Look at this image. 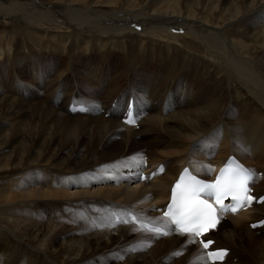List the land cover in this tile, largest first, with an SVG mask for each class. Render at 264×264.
I'll return each instance as SVG.
<instances>
[{
  "label": "bare ground",
  "instance_id": "obj_1",
  "mask_svg": "<svg viewBox=\"0 0 264 264\" xmlns=\"http://www.w3.org/2000/svg\"><path fill=\"white\" fill-rule=\"evenodd\" d=\"M56 1L21 6L36 11L23 24L43 48L24 59L32 81L17 77L18 36L3 44L10 34L0 32V264H210L193 237L156 235L130 214L169 227L159 209L184 169L207 177L204 167L230 156L254 171L264 195V0ZM161 31H187L205 56ZM92 46L81 59L110 57L107 74L106 65L74 70L78 51ZM76 74L89 78V95L66 83ZM131 103L136 127L124 122ZM80 106L85 114L73 112ZM160 164L162 175L140 182ZM263 218L264 203L220 223L208 238L231 250L221 264L264 262V231L252 228Z\"/></svg>",
  "mask_w": 264,
  "mask_h": 264
},
{
  "label": "rangeland",
  "instance_id": "obj_2",
  "mask_svg": "<svg viewBox=\"0 0 264 264\" xmlns=\"http://www.w3.org/2000/svg\"><path fill=\"white\" fill-rule=\"evenodd\" d=\"M1 2H0V6H3V7H1V9H0V32H3V31H6L5 33L6 34H10V35H8V39H7V41H5L3 44H9L10 42H13V41H11V39H12V34L13 33H15L18 37V39H19V41L21 42V45H20V49H19V51H18V55H17V65H19V66H17L18 67V69L19 70H17V77L19 78V79H21V80H23V81H27V80H30V81H32L33 79H34V73L31 71V69L28 67V66H26L25 64L26 63H28L27 61H25L24 59L25 58H29V56H36V57H39L40 56V54H42V50H43V48L40 46V45H38V44H36V43H34V42H32L33 41V39H32V35L35 37V34H34V31H32V30H30V29H28V28H25V26H24V24H23V21H25V18H27V17H23L22 15H25V14H31V16H33V15H35V13H36V11L32 8V7H28V8H24V7H21L22 6V3L24 2V1H26V0H0ZM33 1H35V2H38V4H41V3H43V4H41V5H43V6H49L48 4H54V5H58L57 3H58V1H56V0H33ZM30 2V1H29ZM48 2V3H47ZM50 2H52V3H50ZM96 1L95 0H89V3L90 4H93V3H95ZM13 4H15V5H13ZM7 7H6V6ZM12 5V6H11ZM21 7V10H20V7ZM8 7H10V8H8ZM12 7H14V8H12ZM122 8H125V5H122L121 6ZM18 8V9H17ZM22 8H24V9H22ZM98 10H102L104 7H102V6H100V5H98L97 7H96ZM9 9L11 10V12L9 11ZM126 9V8H125ZM13 10V11H12ZM15 10V11H14ZM107 10V9H106ZM2 11V12H1ZM4 11V12H3ZM27 11H30V12H27ZM12 12H15V13H17L16 15H14L13 14V17H11L10 18V15L9 14H12ZM3 13V14H2ZM8 13V14H7ZM214 13V16H212V15H209V19H210V21H212L213 23H216L217 22V17H218V12H213ZM6 14V15H5ZM7 16V17H6ZM9 16V17H8ZM6 17V18H5ZM216 17V18H215ZM7 18H9V19H7ZM17 18H19V19H17ZM4 19H6V20H4ZM14 19V20H13ZM213 19V20H212ZM19 20V21H18ZM20 24V25H19ZM210 24H212V23H210ZM58 25V26H57ZM24 26V27H23ZM51 26H52V30L54 31V32H58V31H66V29H67V26H65V25H59V24H55V23H53V24H51ZM61 26V27H60ZM221 26V25H220ZM223 26V25H222ZM66 27V28H65ZM3 30V31H2ZM56 30V31H55ZM58 30V31H57ZM111 30H113V28H111L110 29V31ZM70 31H68V33H69ZM173 32V33H172ZM168 31V32H163V31H161V32H158L157 33V35L159 36V37H163V38H167V39H169V40H171V41H173V42H175V43H177L178 42V40L180 41L179 43L180 44H182L183 46H185L188 50H190L191 52H193V53H195V54H198V55H200V56H202V57H204L205 56V52H204V48L203 47H201V43L200 42H198L199 40L197 39V38H195L193 35H191L190 33H188L187 31H186V33L187 34H185V32H180V34L181 35H179V36H176L175 34V32L174 31ZM27 35V36H24L25 34ZM228 33V32H227ZM166 34V35H165ZM31 36V37H28V36ZM91 37H92V35H91ZM173 38V39H172ZM178 39V40H177ZM198 41H197V40ZM176 40V41H175ZM155 41V40H154ZM156 42V41H155ZM155 42H153L152 44H155ZM2 43H0V45H3ZM194 47V49H193V47ZM189 47V48H188ZM89 49H93V46L92 47H83V48H81L79 51H78V53H77V56H76V59H75V61L77 62L76 63V65H75V67H74V70L76 71V72H78L79 74H81V73H83V74H87V72H92V71H97V72H99V71H101L102 70V68H103V66L104 65H106V68L107 69H105V73L107 74V72H108V66H111V63H110V57H105L104 58V60L102 61L101 60V58H97L96 60H94V61H91V62H87V61H84L83 59H81V58H83V57H88V56H90L91 55V52H90V50ZM150 50L151 51H153V47H150ZM150 52V51H149ZM2 53V48H0V54ZM114 55L115 56H117V54L116 53H114ZM108 60H107V59ZM121 59V61L123 62V63H130V57L128 56V55H126V56H123V57H120ZM101 61V62H100ZM21 63H23V66H22V64ZM101 65V66H100ZM10 66H11V62H10ZM94 66H96L95 68H94ZM14 68H16V67H14ZM172 68V67H171ZM171 68H169V69H171ZM167 69V68H166ZM3 70V67H0V71H2ZM4 71L8 74V77H11L12 76V68H10V67H8L6 64H5V67H4ZM79 71H81V73L79 72ZM0 78H1V74H0ZM78 79V80H77ZM18 80V79H17ZM2 81V79H0V87H1V89H3V88H5V85L6 84H4V83H2L1 82ZM19 81V80H18ZM184 81H182V83H183ZM67 84H72L75 88H77L79 91H81V95L82 94H84V95H89L88 93H87V90H89V89H92V86H91V84H90V82H89V78L88 77H86V76H84V75H82V76H79V75H77L76 74V77H75V79L74 78H70V80H68L67 82H66ZM162 84V83H161ZM160 84V85H161ZM81 85V86H80ZM160 85H158V86H156L157 88L155 89V94H156V96L158 95V93H159V90H160ZM152 88H154V87H151V88H149V89H147V91H149V90H151ZM85 89V90H84ZM45 96V95H44ZM79 97V95L78 94H75V97L74 98H78ZM73 98V99H74ZM43 99V98H42ZM58 100V99H57ZM59 103V102H58ZM60 105V104H59ZM184 106H186V102H184ZM183 106V107H184ZM57 109V108H56ZM59 113L60 114H62L61 113V111H59ZM65 113V112H64ZM95 120V119H94ZM162 120H164V119H162ZM146 122V121H145ZM264 123V121L263 122H261V124H263ZM225 130H227V129H225ZM222 132V130L221 131H219V134ZM218 142H225L226 144H228L229 145V143H228V140L227 139H223V138H221L220 137V135H219V139H218ZM217 142V143H218ZM217 143H216V145H217ZM215 145V146H216ZM207 171H211V173L214 171V169H212V168H205L204 167V170H203V173H207ZM205 175V174H204ZM160 212V211H159ZM227 222V221H226ZM261 230H263V229H261ZM264 231V230H263ZM221 233V232H220ZM219 233V234H220ZM123 258H122V260L121 261H119V262H122V263H126L127 262V258L125 257V256H122ZM263 263V262H262Z\"/></svg>",
  "mask_w": 264,
  "mask_h": 264
},
{
  "label": "snow or ice",
  "instance_id": "obj_3",
  "mask_svg": "<svg viewBox=\"0 0 264 264\" xmlns=\"http://www.w3.org/2000/svg\"><path fill=\"white\" fill-rule=\"evenodd\" d=\"M177 188H180L181 185L177 184ZM231 189L229 188V191ZM235 198V197H234ZM254 198L251 196H247L246 200L251 201ZM264 203V201H262ZM189 207L188 212V219L189 221L195 226L194 231L198 236H205L207 237V233L211 231L213 228H215L218 221L211 217V205L205 204L204 201H192ZM235 211V209H233ZM177 223H182V220H177ZM204 249H209L211 245L214 244V241L210 238H206L205 240L201 241ZM227 253L223 250L218 251H209L208 257L213 261V264H215V261L217 260H223L224 256H226Z\"/></svg>",
  "mask_w": 264,
  "mask_h": 264
}]
</instances>
